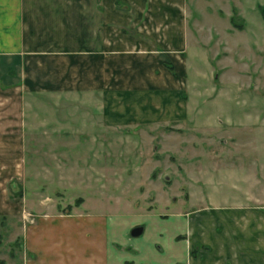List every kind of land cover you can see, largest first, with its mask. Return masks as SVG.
Listing matches in <instances>:
<instances>
[{"label": "rangeland", "instance_id": "obj_1", "mask_svg": "<svg viewBox=\"0 0 264 264\" xmlns=\"http://www.w3.org/2000/svg\"><path fill=\"white\" fill-rule=\"evenodd\" d=\"M182 2L172 17L152 19L156 36L141 32L152 27L146 18L120 29L152 42L174 80L170 97L151 92L164 119L109 123L99 90L16 98L15 128L0 123V264L38 261L25 243L31 226L62 232L46 216L167 218L264 197V180L252 175L264 168V124L251 122L264 110V0ZM114 4L129 11L124 0ZM168 27L184 31L185 46L167 43Z\"/></svg>", "mask_w": 264, "mask_h": 264}, {"label": "crops", "instance_id": "obj_2", "mask_svg": "<svg viewBox=\"0 0 264 264\" xmlns=\"http://www.w3.org/2000/svg\"><path fill=\"white\" fill-rule=\"evenodd\" d=\"M115 1L0 0L3 129L15 128L16 98L25 92L92 96L99 90L109 123L164 119L155 96L170 97L167 91L174 80L152 51V42L120 29L132 19L137 23L146 18L155 25L153 18L172 17L179 12L172 6L180 8L183 0H124L129 11L116 7ZM141 32L158 33L154 26ZM164 32L170 46L186 45L184 31L168 27ZM111 98L123 109H111ZM160 104V108L167 106ZM182 111L184 119L187 111ZM260 114L251 122L264 124V110ZM261 173L252 175L264 180V168ZM256 200L264 203V197ZM255 201L206 203L187 215L175 212L167 218L124 211L112 216L51 215L41 220L58 223L62 232L42 235L32 225L25 243L37 254L38 261L31 264H264V205ZM136 225L143 230L133 236L130 231ZM202 245L206 249L199 248Z\"/></svg>", "mask_w": 264, "mask_h": 264}, {"label": "water", "instance_id": "obj_3", "mask_svg": "<svg viewBox=\"0 0 264 264\" xmlns=\"http://www.w3.org/2000/svg\"><path fill=\"white\" fill-rule=\"evenodd\" d=\"M142 230H143L142 225H136L131 229L130 234L136 236L139 235L142 232Z\"/></svg>", "mask_w": 264, "mask_h": 264}]
</instances>
